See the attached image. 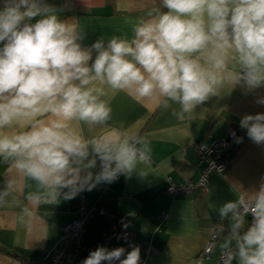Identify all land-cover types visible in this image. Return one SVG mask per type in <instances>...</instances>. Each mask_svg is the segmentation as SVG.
<instances>
[{"label":"clouds","instance_id":"obj_1","mask_svg":"<svg viewBox=\"0 0 264 264\" xmlns=\"http://www.w3.org/2000/svg\"><path fill=\"white\" fill-rule=\"evenodd\" d=\"M131 31V37L113 35L82 47L80 27L61 20L43 0H3L0 161L10 167L0 207L21 181L30 205H55L122 174L151 173L145 138L122 125L95 134L112 118L109 91L156 100L183 120L227 85L264 86V0H160ZM257 103L264 105V97ZM85 127L91 135L83 134ZM239 127L264 144V113L244 115ZM97 160L101 170L94 174ZM218 211L221 221L229 220L219 244L223 264H264V180ZM31 215L22 206L20 222ZM124 253L123 247L100 246L82 264H139V247L121 260Z\"/></svg>","mask_w":264,"mask_h":264},{"label":"crops","instance_id":"obj_2","mask_svg":"<svg viewBox=\"0 0 264 264\" xmlns=\"http://www.w3.org/2000/svg\"><path fill=\"white\" fill-rule=\"evenodd\" d=\"M57 9L61 20L80 27L82 47H90L96 40L105 42L113 36L131 37L133 23L160 6V0H43ZM3 0H0V7ZM166 10V9H165ZM39 17L33 19V23ZM2 46V45H0ZM264 97V86L249 90L243 83L225 86L220 96H213L198 105L194 112L178 120L156 100L135 98L123 91H109L105 99L112 108L109 127L97 129L95 134L123 126L130 134L145 138L152 149V166L147 176L133 172L120 175L112 182H102L91 191L86 190L89 206H101L105 214L95 213L89 220L85 238L97 243L112 224L127 225L141 254L149 249L146 264H218L229 220H220L219 208L234 201L241 192L258 190L264 180V144L254 143L239 127L244 115L264 113V105L257 99ZM178 107V106H174ZM242 138L237 143L231 135ZM85 136L91 135L83 129ZM215 139H225L227 168L210 177L207 191L167 196V179L175 183L196 182L201 166L196 146ZM10 165L0 161V189L5 186ZM100 161L92 169L99 172ZM29 189L20 188L0 207V264H31L40 262L52 249L70 252L71 245L63 243L64 229L73 220L76 197L61 198L55 205H30L25 196ZM67 191V189H65ZM32 215L19 220L22 206ZM161 213L167 217L162 218ZM225 226L221 230L220 225ZM251 224L246 217V228ZM216 231L210 253L205 256L210 235ZM236 264V261H233Z\"/></svg>","mask_w":264,"mask_h":264},{"label":"built area","instance_id":"obj_3","mask_svg":"<svg viewBox=\"0 0 264 264\" xmlns=\"http://www.w3.org/2000/svg\"><path fill=\"white\" fill-rule=\"evenodd\" d=\"M226 150L227 142L225 139H215L208 144H198L196 146V157L198 165L201 166L198 180L196 182L175 183L167 179L164 194L174 197L191 194L195 190L207 191L211 175L222 173L227 168L225 162ZM95 213L104 215L105 211L101 206H89L86 200V190L80 192L76 196L74 218L64 229L63 243L66 246L71 245V251L67 252L54 248L40 262L31 264H82V261L89 256L90 252L100 246L107 248L109 251L123 247L125 253L120 258L122 260L134 247H139L124 225L120 223L112 224L108 231L101 235L99 242L87 243L85 238L86 226ZM161 217L165 218L167 214L161 213ZM248 217L252 221V217L250 215ZM217 238V232H212L203 250V255L207 256L210 253ZM153 252L152 249H149L146 255L140 252L139 264H146V256ZM223 256L224 254L221 252L218 257V264H223ZM101 264H109V262L103 261ZM111 264H120V261H112Z\"/></svg>","mask_w":264,"mask_h":264}]
</instances>
